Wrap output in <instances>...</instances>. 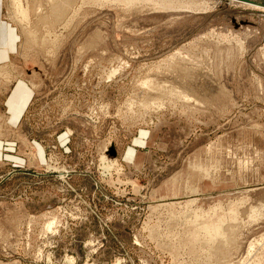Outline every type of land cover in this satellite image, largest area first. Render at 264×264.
Returning a JSON list of instances; mask_svg holds the SVG:
<instances>
[{"label":"rangeland","instance_id":"374dc122","mask_svg":"<svg viewBox=\"0 0 264 264\" xmlns=\"http://www.w3.org/2000/svg\"><path fill=\"white\" fill-rule=\"evenodd\" d=\"M20 2L0 264H264V0Z\"/></svg>","mask_w":264,"mask_h":264},{"label":"crops","instance_id":"0c3cea01","mask_svg":"<svg viewBox=\"0 0 264 264\" xmlns=\"http://www.w3.org/2000/svg\"><path fill=\"white\" fill-rule=\"evenodd\" d=\"M17 42V32L8 21L4 20L3 0H0V68H5L10 63L11 55L14 54ZM2 66V67H1ZM4 69H1L3 71ZM8 99L7 122L10 125H17L22 113L31 96V90L21 79L16 80L12 85ZM2 145L0 146V148Z\"/></svg>","mask_w":264,"mask_h":264},{"label":"bare ground","instance_id":"6f19581e","mask_svg":"<svg viewBox=\"0 0 264 264\" xmlns=\"http://www.w3.org/2000/svg\"><path fill=\"white\" fill-rule=\"evenodd\" d=\"M12 2H13V6H14V9H15V11H16V14L17 15H19L20 17H21V19H22V21H25L26 20V12L27 11H25L23 8H22V6H21V2H20V0H12ZM19 17V18H20ZM204 228V227H203ZM210 228H212V227H210ZM208 229H209V226H208ZM206 230H207V228H206ZM205 230V231H206ZM210 230V232H211V229H209ZM212 231L213 232H215L217 235L219 234V229L217 228V226H216V228L214 227V229H212ZM222 231V230H221ZM212 232V233H213ZM208 233V232H207ZM215 233H213V234H215ZM215 234V235H216ZM221 234H223V233H221ZM215 235H214V237H215ZM213 236V235H212ZM222 236V235H221Z\"/></svg>","mask_w":264,"mask_h":264}]
</instances>
